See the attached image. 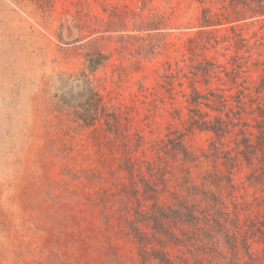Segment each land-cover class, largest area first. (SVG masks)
<instances>
[{
    "label": "rangeland",
    "instance_id": "rangeland-1",
    "mask_svg": "<svg viewBox=\"0 0 264 264\" xmlns=\"http://www.w3.org/2000/svg\"><path fill=\"white\" fill-rule=\"evenodd\" d=\"M205 1L0 0V264H139L130 221L166 205L163 181L184 196L182 184L217 173L238 201L260 195L250 178L264 153L232 160L235 136L211 129L237 62L260 85L264 23L237 45L232 24L204 27V7L224 11ZM259 107L238 128L251 139Z\"/></svg>",
    "mask_w": 264,
    "mask_h": 264
},
{
    "label": "trees",
    "instance_id": "trees-1",
    "mask_svg": "<svg viewBox=\"0 0 264 264\" xmlns=\"http://www.w3.org/2000/svg\"><path fill=\"white\" fill-rule=\"evenodd\" d=\"M199 2L206 3L205 0ZM218 2L224 11L216 13L210 7H204L202 24L204 27L232 24L228 28L233 35L227 37L237 45L247 41L242 32H239L243 27L264 23V0H218ZM213 33L214 31L203 30L199 35L209 37L213 36ZM258 35L259 33L255 37ZM260 39L263 40L260 44H264V32ZM243 65L242 62H237L232 68L231 73L234 74L232 83L236 86L234 94L215 95L218 105H223L227 113L225 118L219 117L217 127L211 130L220 137L234 135L231 144L234 145L236 156L232 160L242 159L251 165V162L260 156L259 152L264 153V126L258 129L259 135L254 139L244 135L242 130L238 131V128L243 125L246 115L256 114L257 106H260L258 110H261L260 115L264 123V103L259 102L264 95V59H257L254 64L255 68L261 71L258 87L247 85V79L241 77V74L246 73L243 71ZM198 68L201 71L205 69L203 64ZM206 73L208 74L209 70ZM199 97L203 98L202 95ZM94 111L95 113L91 115L93 117L98 115V109ZM225 159L230 162L228 158ZM236 160L232 161L231 165H234ZM257 171L252 173L250 181L252 180L254 186L261 191L252 202L238 201L232 179L223 178L217 173L204 176L202 184L197 185L191 181L182 184L184 196L177 193L171 183L169 184L170 181H163L164 185L169 186V190H165L166 205H160L157 200L152 209L154 215L141 214V219L139 217L130 221L131 236L138 243L140 250L138 263L207 264L198 258L204 256L206 259L205 256L212 255V262L209 261L208 264H264L257 262L258 257L253 251L258 246L260 247L258 250L264 255V172L256 175ZM224 184H229L233 192L222 194L218 186ZM150 188L158 192L155 187ZM227 200L232 201L234 208L238 210L229 212L225 208ZM243 209L247 210L244 218L241 215ZM231 214H234V218ZM222 248L230 255V261H221ZM176 250L178 254L173 256L172 251ZM188 255H191V258ZM226 258L223 256V259Z\"/></svg>",
    "mask_w": 264,
    "mask_h": 264
}]
</instances>
